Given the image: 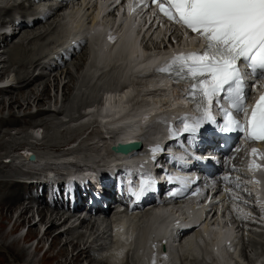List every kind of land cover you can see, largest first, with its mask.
<instances>
[{"label": "snow or ice", "instance_id": "obj_1", "mask_svg": "<svg viewBox=\"0 0 264 264\" xmlns=\"http://www.w3.org/2000/svg\"><path fill=\"white\" fill-rule=\"evenodd\" d=\"M171 23L178 24L203 40L199 52L174 55L158 73L174 83L186 81V98L202 117L184 131L195 132L201 119L215 123L212 106L221 100L224 113L221 132L243 130L250 140L264 141V94L249 110L244 107L249 80L264 81V0H150ZM167 5V7L165 6ZM135 3L133 7H135ZM243 114L246 126L234 114ZM253 153L256 149L252 150ZM251 170V167H250ZM176 193H173L175 195Z\"/></svg>", "mask_w": 264, "mask_h": 264}, {"label": "rangeland", "instance_id": "obj_2", "mask_svg": "<svg viewBox=\"0 0 264 264\" xmlns=\"http://www.w3.org/2000/svg\"><path fill=\"white\" fill-rule=\"evenodd\" d=\"M41 28L42 26L36 27L34 31L28 32L27 35H30L33 32L40 30ZM19 37H16L13 42H21L23 39H20ZM147 45L149 46L150 44ZM33 46L31 47V52H32L31 57L29 58L28 61L23 62V65L19 69H17L18 71L17 73L25 74L27 71L25 66H29L30 63H32L34 60H37L35 59L36 53H34ZM20 48L21 46L19 44L16 45L12 44V46L9 47L12 54H14L15 52L18 53ZM65 67L51 73L48 79L38 80L39 82L37 81L35 84L31 86L29 85V88L27 87L26 91H22V92L18 91V93L11 92L6 94L0 93V116L2 118L5 117L8 118L10 114H14L17 118H19L24 114H33L34 110L36 111V109L39 108H41V111L44 110L43 114L48 112L45 116L41 118L25 119L24 127H19L15 129L7 128L1 122L0 123V157L5 155L7 152L8 153L13 152L17 147H19V145L24 146V144H31L32 141L27 139V135H26L27 131L28 132L32 131L33 133H37V135H40L41 138L43 139L42 141L46 142L48 145H51L55 141H56L55 143L57 144H65L72 142L79 136L80 134L79 132H81L80 130L83 128L82 126L83 124L80 125L81 123L77 124L76 122L78 121L80 122L83 118H87V120L92 118V116L90 117L88 115L90 117L88 118L87 115L86 116L83 115L85 109L88 106L87 103L91 102V100L93 101V96L91 95L87 96L83 93V90L85 92H88L89 90L88 88L84 89L86 87L85 84L87 82L86 77L84 76L86 73L85 56L82 55L81 57L74 59V61H71L70 63L66 64ZM10 70L12 69L8 67V71ZM11 81H13V78ZM62 86H67L66 87L67 89L65 90L62 89ZM116 94L118 98L120 94L118 93ZM116 94H114V98H116ZM38 95H42V98L39 100V102L35 101L34 99ZM114 98H109L108 103L111 102L115 103L114 100H111ZM134 98H135V102L141 99L140 97L137 96H135ZM85 99L86 100L89 99V100L85 102L86 101ZM11 101H13L12 104ZM151 101L157 102V100H155L154 98H151ZM116 102L118 103V100H116ZM38 105L40 107H38ZM96 105H94L95 107L93 106V108L91 109L92 111L97 110L98 104ZM10 118L14 119V117L12 116ZM16 121L11 123L10 125L14 126L17 123ZM33 123L35 125L36 124L40 125V127L36 126L35 129L28 128V124H33ZM69 123H71L72 125L77 124L76 125L77 129H75L74 126L72 127L71 124L69 125ZM1 176L2 173L0 172V177ZM0 198L3 199L2 194L0 195ZM0 205L3 207L4 204L2 205L0 203ZM15 207L16 206L14 205L13 202V207L11 209L12 210L11 212L0 211V260L2 263L7 262V264H10V262H12L19 264H62L64 259H69L70 255L73 253L71 251V247L69 246H66L64 248L65 250L64 257L56 256L57 251L60 250L59 246H61L64 241L63 238H59L58 245L55 244L54 247L44 256H42V253L46 249V247L50 244L49 241L52 237L51 235L46 239H44L42 241V246L35 251L32 249V247L35 240H37V236L31 237V235L29 236L28 234H26L28 240L23 242L21 238L25 226L28 225L30 227V225H33L34 229H38L39 226L38 223H36L35 218H29V216L16 218L18 214V210L17 212L16 210L13 211ZM27 220L29 221L28 224H27ZM53 232L54 231L51 230L50 234H52ZM249 238L251 239V237ZM258 241L260 243H264L261 240ZM13 243L14 244L17 243V244H15V247L10 248L11 245H14ZM62 254L63 252L59 253V255ZM70 264H83V263L77 261L75 263L70 262Z\"/></svg>", "mask_w": 264, "mask_h": 264}, {"label": "bare ground", "instance_id": "obj_3", "mask_svg": "<svg viewBox=\"0 0 264 264\" xmlns=\"http://www.w3.org/2000/svg\"><path fill=\"white\" fill-rule=\"evenodd\" d=\"M96 15H97V13H94L93 14V16L90 18V20H93L95 17H96ZM76 16V12L75 13H73V14H71V17L72 18H74ZM39 23H42V22H40V21H37V22H34L33 24H31L28 28H21V27H16L15 29H13L12 30V35H11V37L10 38H5L4 39V43H3V46L5 47V48H9L10 46H12V40L17 36V35H19L20 37H26L27 36V33L28 32H31V31H34V29L38 26V24ZM76 24H77V22H76ZM78 25V24H77ZM76 25V27H78ZM15 30V31H14ZM129 43H127V44H125V46H124V48H123V54H125L124 56H125V60H127V59H129V58H134L135 57V51H136V45L134 44V42H132L131 40H129L128 41ZM96 44L98 43V47H100V41L98 40V38H97V40H96V42H95ZM14 44V43H13ZM16 44H19L20 46H22V44L21 43H15V45ZM88 46H89V44H88ZM34 47V46H33ZM107 48H109L105 53H107V52H109L112 48H113V46L112 47H107ZM11 49H12V47H11ZM21 49V48H20ZM20 51V50H19ZM102 51V50H101ZM9 53L12 55V52L10 51V49H9ZM89 53H90V56H91V53H93L92 52V50H91V48L89 47ZM13 55H17V52H15ZM94 55V54H93ZM153 59V58H152ZM74 61V60H73ZM145 61V59H143V58H141L140 59V61L137 63V65H135V67H137V66H142L143 65V62ZM71 62V61H70ZM69 62V63H70ZM90 62H91V60H90ZM116 62H119L120 63V66H119V68H118V70L121 68V66H122V62L121 61H116ZM92 63V62H91ZM154 63V62H153ZM152 63V64H153ZM68 64V63H67ZM129 64H131V63H129ZM133 64V63H132ZM70 66V65H69ZM66 68V67H65ZM64 68V69H65ZM91 69H93V66H91ZM122 70H123V67H122ZM121 73H123V71H121ZM67 74V73H66ZM122 75V74H121ZM120 78H121V76L118 78V80L120 81ZM48 79V78H47ZM152 80V79H151ZM39 82V81H38ZM126 83L125 84H118V85H121V86H126V89L120 94V96H118V98H117V94H116V100H118V103L116 102V100H114V102L115 103H112L111 101H109V102H111V103H108V100H109V98H114V97H112L111 96V94L110 95H108V97L106 98V100H105V106L104 107H101L100 109H98V111L97 112H99L100 111V114H101V112L103 113V114H99V118H100V120L101 121H104L105 122V124H106V126H108V127H110V128H116L117 126H116V121L117 120H119V118L123 115V113L125 112V109H126V107H127V105H129V103H130V101H129V99H130V96H132L133 94H135V96H137V97H140L141 99L135 104V105H131V107H133V109H135V110H137V109H139V108H143V110H144V112H147V114H151L152 112H154L155 111V109L152 107V106H158V105H162V104H160L161 103V101L162 102H164V101H166V100H168L169 99V97H167V95H163V98L161 99L160 98V96H162V95H159L158 93H157V91H154V89L155 88H160L161 86H162V81L161 82H158V83H155V81L154 80H152V81H147V80H144L143 82L142 81H140V82H138V83H135V82H133V81H130V80H127V81H125ZM11 83V79L10 78H8V79H6L5 80V85L6 84H10ZM121 83H123L122 81H121ZM19 84H21L20 86H19V92H22V91H26L27 90V87L29 88V84L30 83H27V82H25L24 80H22ZM158 84H160V85H158ZM31 86V85H30ZM56 86V85H55ZM67 86H62V89H67L66 88ZM164 87H165V85H164ZM147 88H149L150 90H146ZM9 91H8V89H6V90H4V89H2V90H0V93H8ZM144 93L145 92V95L144 94H141V93ZM83 93L85 94V95H89L90 93H95L94 91H91V90H88V92L86 93V92H84V90H83ZM140 93V94H139ZM168 95H169V93H168ZM33 96H35V95H33ZM46 96V95H45ZM134 96V97H135ZM44 97V96H43ZM148 97V98H147ZM42 98V95H38L37 97H35L34 99H35V101H38L39 102V100ZM151 98H154L155 100H157V102H153V101H151ZM112 100V99H111ZM174 100H177L176 98H174ZM4 102V101H3ZM158 102H160V103H158ZM13 103V101H11V104ZM90 103V102H89ZM95 105V104H94ZM107 105V106H106ZM3 106V105H2ZM97 106V105H96ZM149 106H151V107H149ZM169 106H172V104H170V105H168L167 107H169ZM18 107V106H17ZM36 107H37V104H36ZM38 107H40L39 105H38ZM88 107V106H87ZM95 107V106H94ZM166 107V106H165ZM98 108V107H97ZM114 108H116L117 109V111L118 112H121L122 114H121V116L120 117H118V118H116V119H112V116L111 115H105V114H108L109 112H108V110H110V109H114ZM166 110H169V108H167ZM43 111L44 110H42L41 111V108H39V109H37L36 110V112H35V114L37 115V116H40V115H44L43 114ZM171 111H173V110H171ZM111 112V111H110ZM46 113H48V112H46ZM14 117V115L13 114H10V116L8 117V119H12V118H10V117ZM88 118H90L89 116H87ZM92 118H93V116H92ZM91 118V119H92ZM86 120H87V118H86ZM89 120V119H88ZM3 123L4 125H6L7 124V122L6 121H3L2 120V118L0 117V123ZM17 123L15 124V125H17L18 123H19V121H16ZM72 122H74V121H72ZM77 124H80V122L78 121V122H76ZM71 123H69V125H70ZM76 124V125H77ZM14 125V126H15ZM72 125V124H71ZM76 125H72V127L74 126V128L75 129H77L76 128ZM81 125V124H80ZM70 128H71V126H70ZM69 128V129H70ZM119 128V127H118ZM79 129V128H78ZM71 130V129H70ZM80 130V129H79ZM74 131V130H73ZM32 132V131H31ZM80 133V132H79ZM34 134H37V133H34ZM59 140V139H58ZM52 142H54V141H52ZM51 142V143H52ZM56 142V141H55ZM52 143L51 145H50V148L51 149H55V150H59L62 146H64L65 144H57V143ZM59 142V141H58ZM61 142V141H60ZM262 177H264V176H262ZM20 185L21 184H19V183H17V182H14V181H12V180H3V181H1L0 180V193L3 195V199L2 198H0V203L3 205V207L0 205V211H8V212H11L12 210H11V206H12V202L14 201V198H15V196H16V194H17V192H18V190L20 189ZM29 190L30 191H33L34 190V187L33 186H30L29 187ZM0 194V195H1ZM48 213H46V212H38L37 213V216H39V220H38V222L41 224L42 222H43V220L44 221H46V223L48 222V224H49V226L47 227V229H46V234L48 235V234H50V229L52 228V226H53V224H55V223H57L58 222V220L56 221V219H55V217L54 216H51V214H48ZM87 214L89 215V216H91V217H94L95 216V214H96V209H93L92 211H89V212H87ZM107 217V216H106ZM27 223H28V221H27ZM80 224H83V225H88L89 227H91V228H93V227H95V221L94 220H92V221H88V220H82L81 222H80ZM17 227V226H16ZM16 227H14V228H16ZM13 228V229H14ZM201 228H202V230L203 231H206V225H202L201 226ZM15 230V229H14ZM37 231H36V229H34L33 228V225H31L30 227H28V229H27V234L30 236L31 235V237L33 236H36L37 235ZM215 233H217V232H214V233H211V236H209L208 237V241L210 240V237H215L217 234H215ZM45 234V235H46ZM63 234H65V233H63ZM46 235V236H47ZM194 235H195V233H194ZM27 236H24L21 240L24 242L27 238H26ZM43 238H44V236H41V237H39V239L36 241V243H35V246H34V248H35V250H38L41 246H42V240H43ZM59 238H63L62 237V234H60V233H58V235H56V236H53L52 238H51V241H50V244L47 246V248H46V250L43 252V254H42V256H44L45 254H47L53 247H54V245L55 244H57L58 245V241H59ZM251 241H253L254 242V246H255V242H256V239H255V237H251ZM199 242L200 243H203V240H199ZM14 244V243H13ZM15 244H17V243H15ZM15 244L14 245H11V247L10 248H13V247H15ZM81 245V246H80ZM257 245H259L260 246V244H257ZM66 246H69V247H71V251L73 252L71 255H70V257H69V259H64V261H63V263L62 264H70V262H73V263H75V262H77V261H79L80 259L81 260H84V262H85V264H108V263H106L105 261H99V262H94L91 258H90V256H89V254H88V252L86 251L87 250V247H85L84 246V244L83 243H81V244H79V242H73V241H70V240H64L63 241V243H62V245L61 246H59V251H57V253H56V256H59V257H64L65 256V250H64V248L66 247ZM9 248V249H10ZM12 250V249H11ZM20 251H22V250H20ZM60 252H63V254L62 255H59V253ZM216 252H218L219 253V251H216ZM216 252H213L212 254L214 255ZM222 252V254H223V252L224 251H221ZM205 254H206V256L207 257H211V255L208 253V252H205ZM220 254V253H219ZM221 258V260H222V256L220 257ZM222 262H223V264H225V262H224V260H222ZM213 264V263H212Z\"/></svg>", "mask_w": 264, "mask_h": 264}]
</instances>
